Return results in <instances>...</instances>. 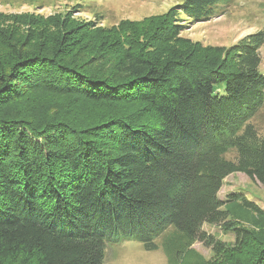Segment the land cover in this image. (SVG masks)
I'll return each instance as SVG.
<instances>
[{
	"label": "trees",
	"instance_id": "1",
	"mask_svg": "<svg viewBox=\"0 0 264 264\" xmlns=\"http://www.w3.org/2000/svg\"><path fill=\"white\" fill-rule=\"evenodd\" d=\"M230 1L111 27L0 21V264H104L109 241L155 250L171 226L172 264H264V209L219 196L237 172L264 186V136L249 122L264 99V30L229 46L180 35ZM77 99L103 110L81 115Z\"/></svg>",
	"mask_w": 264,
	"mask_h": 264
},
{
	"label": "rangeland",
	"instance_id": "2",
	"mask_svg": "<svg viewBox=\"0 0 264 264\" xmlns=\"http://www.w3.org/2000/svg\"><path fill=\"white\" fill-rule=\"evenodd\" d=\"M184 0H0V19L7 26L18 16H50L67 17L77 23L98 22L103 26H115L122 20L143 21L159 17L171 7ZM219 15L209 20L195 23L180 33L181 36L204 45L229 46L249 33L264 30V0H231L229 4L217 7ZM6 19V20H5ZM12 23V22H11ZM13 24V23H12ZM11 25H8L10 27ZM262 63L260 70L264 74V45L261 48ZM42 97V96H41ZM62 98V97H60ZM67 99V98H66ZM55 98L53 100L56 101ZM52 101V100H50ZM77 111L81 115L99 116L103 108L94 103L77 99ZM261 135L264 136V99L261 107L249 121ZM233 159L235 150L226 155ZM238 190L255 200L264 209V186L251 180L246 174L237 172L226 177L219 192L220 198H225L229 192ZM208 233L226 240L233 241V235L225 233L220 226L204 224ZM176 231L169 227L156 238L157 249L147 250L143 243L135 240L124 242L109 241L105 251L104 264H172L167 255L165 243ZM193 247L206 258H211L213 252L202 242H196ZM174 250V249H173ZM176 252V250H175Z\"/></svg>",
	"mask_w": 264,
	"mask_h": 264
}]
</instances>
